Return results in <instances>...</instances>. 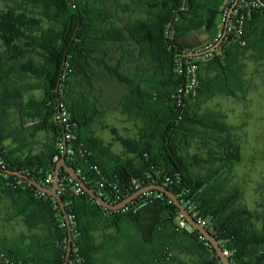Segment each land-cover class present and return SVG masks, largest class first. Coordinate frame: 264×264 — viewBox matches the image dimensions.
<instances>
[{
	"label": "trees",
	"instance_id": "trees-1",
	"mask_svg": "<svg viewBox=\"0 0 264 264\" xmlns=\"http://www.w3.org/2000/svg\"><path fill=\"white\" fill-rule=\"evenodd\" d=\"M236 1L21 0L0 13V202L18 215L41 218L47 245L37 255L0 246V264H65L69 229L58 202L6 173L26 174L52 189L63 156L113 205L141 189L165 187L207 221L232 264H264V225L231 187L240 145L225 115L198 111L217 93L237 97L248 54L264 61V7L239 0L228 19ZM239 15L246 23L242 37L224 31ZM192 37L199 41L191 45ZM189 63L198 66L199 87L179 96L191 77ZM111 112L139 123L138 135L126 138L108 126L104 119ZM98 125L110 130L122 153L97 134ZM42 133L50 137L45 149L28 150ZM193 141L208 146L207 159L190 155ZM204 165L217 167L203 175L197 169ZM102 177L105 188L99 189ZM71 178L60 170V196L72 222L69 264H92L102 249L94 234L106 228L125 237L126 262L160 264L170 251L175 261L187 253L196 264H222L198 231L179 228L180 210L163 192L149 191L114 212L84 190L77 193ZM129 230L140 240L128 238Z\"/></svg>",
	"mask_w": 264,
	"mask_h": 264
},
{
	"label": "rangeland",
	"instance_id": "rangeland-1",
	"mask_svg": "<svg viewBox=\"0 0 264 264\" xmlns=\"http://www.w3.org/2000/svg\"><path fill=\"white\" fill-rule=\"evenodd\" d=\"M20 1L0 0V13L9 7L18 6ZM208 39L201 41L205 43ZM189 40L191 45L199 41L196 37ZM3 51L4 46L0 40V54ZM243 63V87L235 89L238 97L217 93L211 99L202 101L198 111L225 115V121L232 128L233 139L240 145L242 155L241 161L231 168V187H236L242 192L241 205L255 213L258 226L261 227L264 225V61L250 53ZM104 122L117 128L123 137L134 138L138 135L139 123L120 113H108ZM96 131L107 144H113L116 153L123 152L121 144L113 141L110 130L98 125ZM189 153L198 154L204 159L209 157L208 146L198 141L191 143ZM216 167L204 165V168L197 169V172L206 175ZM10 231L9 207L0 202V238L9 236Z\"/></svg>",
	"mask_w": 264,
	"mask_h": 264
},
{
	"label": "crops",
	"instance_id": "crops-1",
	"mask_svg": "<svg viewBox=\"0 0 264 264\" xmlns=\"http://www.w3.org/2000/svg\"><path fill=\"white\" fill-rule=\"evenodd\" d=\"M219 23L221 25L220 19ZM221 28L222 26H220V29ZM245 59H243V62ZM49 138L50 137L45 133L38 135L36 141L29 144L28 150L31 149L34 153L42 152L45 149V145L48 143ZM9 145L16 147L13 139L9 140ZM40 220L41 218L35 216L24 217L18 215L13 209L9 208V226L11 227V231L9 232V236L0 238V246L9 248V250L17 253L25 252L30 253L31 255L46 252L44 224ZM126 233L128 234V238H133L135 241L140 240L136 231L129 230ZM94 236L97 244L102 246V249L95 256L92 264H135L123 260V255L130 247L127 246L125 237H120L115 229L106 228L99 230L95 232ZM119 238L121 242H118ZM176 262L178 264H196L197 259L185 253L180 255L179 260Z\"/></svg>",
	"mask_w": 264,
	"mask_h": 264
},
{
	"label": "water",
	"instance_id": "water-1",
	"mask_svg": "<svg viewBox=\"0 0 264 264\" xmlns=\"http://www.w3.org/2000/svg\"><path fill=\"white\" fill-rule=\"evenodd\" d=\"M257 1L264 7L263 0H257ZM238 3H239V0L236 1V3L234 4L233 8L230 10V12L228 14V19L231 18V15H232L234 9L236 8V6L238 5ZM228 23H229V21H227V23L225 25V30H224L225 32H226V30L228 28ZM222 42H223V38L221 39V41H219V43L217 45H215L208 52H214L221 45ZM202 54L203 53L189 54V56L190 57H195V56H200ZM62 168H64L65 171L74 180L79 182L81 184V186H82V189L86 193H88L100 206L104 207L105 209H107L109 211H114V212L120 211V210L124 209L125 207H127L128 205L132 204L133 202H136L139 197H141L142 195L146 194L149 191L158 190V191L163 192L164 194H166L169 198H171L175 202L176 206L180 210V216L185 218L189 222V224L191 226H193L195 228V230H197L202 236H204V238L212 245V247L214 248V251L219 256V258L221 260V263L222 264H232L229 256L223 250L222 246L217 241L215 236L206 227H204L201 224H199L198 221L181 204V202L177 199V197L173 193H171L169 190H167L165 187H163V186H150V187L141 189V190L137 191L135 194H133L131 197H129L126 200H124L122 203L113 205L112 203L108 202L106 199H104L103 197L98 195L92 188H90L82 180V178L77 174L75 169H73L72 167H70L67 164L66 156H63L62 160L57 164L56 178H55V182H54V185H53L52 189H48V188L44 187L43 185H41L37 181L32 180L26 174L19 173L17 171H11V170L6 171L7 174L15 175V176H18V177L28 181L31 185L35 186L39 191H41L44 194L49 195L50 197H53L58 202V205H59L61 211L63 212L65 221L67 223V227L69 229V248H68V253H67L65 264H69V260H70V257L72 255V251H73V235H72V222L70 220L69 214L67 213V210H66L65 204H64V202L62 200V197L59 194L60 180H61L60 179V170Z\"/></svg>",
	"mask_w": 264,
	"mask_h": 264
},
{
	"label": "built area",
	"instance_id": "built-area-1",
	"mask_svg": "<svg viewBox=\"0 0 264 264\" xmlns=\"http://www.w3.org/2000/svg\"><path fill=\"white\" fill-rule=\"evenodd\" d=\"M240 1L245 6H249L250 5L252 8H256V9L261 7V4L257 0H240ZM245 25H246L245 16L244 15H239V16L236 17L235 24H231V25H230V23L228 24V28H227L226 33L233 34L236 37H242L244 35V33H245V29H246ZM186 70H187L188 74L191 75L190 80L187 83V85L184 88L180 89L179 92H178L179 96H185V97L190 96L199 87V81L196 78V72L198 70L197 64H190L189 63ZM56 161H58V158H56ZM53 181H54V179H53L52 176H50L47 179V183L48 184L53 183ZM70 182L71 183H73V182L75 183V186H76V189H77V193H80L83 190L81 184L79 182H77L76 180H74L73 178L70 179ZM97 185L99 186V189H104L105 188V179L102 177L98 181ZM59 194H60V189H59ZM158 198H161V196L158 195ZM188 205L190 207L189 213L198 221L199 224H201L202 226L207 228V221L203 217H201L197 212H195V210H194L193 206L190 204V202H189ZM142 206H144V205H140V207H142ZM179 228L181 230L186 231L189 234H192L195 231H197L183 217H181V219L179 220ZM201 238L203 240H206L204 238V236H202ZM226 254L229 256L228 252H226ZM262 254L264 256V251L262 252ZM3 256L4 255H2L0 253V257H3ZM160 264H178V263L174 260L173 253L170 252V251H167L165 262L164 263H160Z\"/></svg>",
	"mask_w": 264,
	"mask_h": 264
}]
</instances>
